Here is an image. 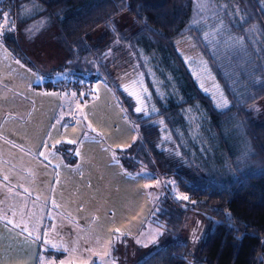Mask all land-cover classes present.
<instances>
[{
    "label": "rangeland",
    "instance_id": "obj_1",
    "mask_svg": "<svg viewBox=\"0 0 264 264\" xmlns=\"http://www.w3.org/2000/svg\"><path fill=\"white\" fill-rule=\"evenodd\" d=\"M189 2L186 25L168 45L148 40V48L142 49L116 38L89 61L99 71L91 84L78 68L76 75L55 69L60 61L51 43L55 26L38 3L20 0L12 16L1 10L7 18L1 24L17 37L27 60L20 61L4 46L0 28V105L15 107L26 121L28 150L50 149L60 167L80 177L64 189L66 213L58 215L48 237L60 250L50 248L46 254L41 249L37 264H132L169 240L147 219L172 181L160 174L163 168L129 174L117 160V151L134 137L123 104L134 121L156 130L153 148L166 167L189 162L202 174L223 180L257 169L234 111L264 89L261 29L255 22L245 24L240 0ZM260 6L264 9V2ZM75 56L70 67H78L71 62ZM176 67L206 101L200 103L199 116L166 103V87L179 76ZM47 82L55 88H47ZM254 105L253 113L264 114V100ZM207 108L225 117L213 118ZM204 230L201 219L188 217L178 239L187 243L189 254L196 255Z\"/></svg>",
    "mask_w": 264,
    "mask_h": 264
},
{
    "label": "trees",
    "instance_id": "obj_2",
    "mask_svg": "<svg viewBox=\"0 0 264 264\" xmlns=\"http://www.w3.org/2000/svg\"><path fill=\"white\" fill-rule=\"evenodd\" d=\"M33 1L48 13L55 26L51 43L60 59L55 69L76 75L78 68L89 84L99 78V71L89 61L116 38L138 43L142 49L148 48V40L151 44L168 45L183 31L190 13L189 0ZM240 1L246 9L245 24L257 23L264 44V9L260 6L264 0ZM19 3L20 0H0V14L2 9H7L12 16L19 11ZM10 31L2 32L4 46L20 61L27 60L17 37ZM71 56L77 57L71 59L73 65L79 63L78 67L73 66L74 70L68 63ZM175 71L179 76L166 87V98L163 95L166 103L177 110L186 107L199 116L200 103L206 101L194 94L181 68L176 67ZM159 81V88H164L165 82ZM45 86L55 88L51 82ZM262 100L264 89L256 99L235 108L257 169L240 173L231 180L206 176L189 162L166 167L162 154L153 148L156 130L134 121L129 106L123 104L134 137L117 151L120 166L129 174L163 168L160 174L172 181L160 193L147 219L169 240L151 247L132 264H260V258H264V114H255L250 109ZM207 110L213 118L225 117ZM184 196L188 199H182ZM189 216L198 217L205 225L196 255L189 254L187 243L178 239Z\"/></svg>",
    "mask_w": 264,
    "mask_h": 264
},
{
    "label": "crops",
    "instance_id": "obj_3",
    "mask_svg": "<svg viewBox=\"0 0 264 264\" xmlns=\"http://www.w3.org/2000/svg\"><path fill=\"white\" fill-rule=\"evenodd\" d=\"M17 111L0 105V264H37L41 249L50 253L44 241L52 237V225L66 213L64 189L80 177L60 167L50 149L44 155L28 150L26 121Z\"/></svg>",
    "mask_w": 264,
    "mask_h": 264
},
{
    "label": "snow or ice",
    "instance_id": "obj_4",
    "mask_svg": "<svg viewBox=\"0 0 264 264\" xmlns=\"http://www.w3.org/2000/svg\"><path fill=\"white\" fill-rule=\"evenodd\" d=\"M17 63H19V61H17ZM136 111L139 112V111H141V109H140V108H137ZM56 143H59V141H57ZM70 143H71V142H70ZM41 155H44V153L41 152ZM5 179H7V177H5ZM182 199H188V198H187L186 196H184V197H182ZM8 223H12V221H8ZM16 227H20V225L17 224ZM23 230L27 232V231H28V228L25 226ZM116 231L118 232L119 229H117ZM29 235H31V233H29ZM36 239H40V237H37ZM44 243H45L46 245H50L51 249H55V250H57V251L60 250V247H61V246H58V245H56V244H53L51 241L45 240ZM64 251H67V249L65 248ZM96 255H99V254L97 253ZM104 256H108V252H105V253H104ZM60 264H64V262L61 261Z\"/></svg>",
    "mask_w": 264,
    "mask_h": 264
},
{
    "label": "built area",
    "instance_id": "obj_5",
    "mask_svg": "<svg viewBox=\"0 0 264 264\" xmlns=\"http://www.w3.org/2000/svg\"><path fill=\"white\" fill-rule=\"evenodd\" d=\"M1 21H2V19L0 17V28L3 29L4 31H7L9 29V27L7 25L4 26L3 24H1Z\"/></svg>",
    "mask_w": 264,
    "mask_h": 264
}]
</instances>
